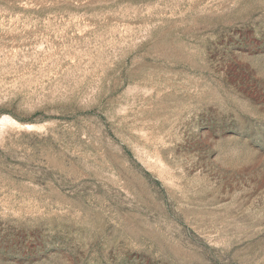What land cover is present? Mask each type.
<instances>
[{
  "label": "rangeland",
  "instance_id": "374dc122",
  "mask_svg": "<svg viewBox=\"0 0 264 264\" xmlns=\"http://www.w3.org/2000/svg\"><path fill=\"white\" fill-rule=\"evenodd\" d=\"M0 264H264V0H0Z\"/></svg>",
  "mask_w": 264,
  "mask_h": 264
}]
</instances>
